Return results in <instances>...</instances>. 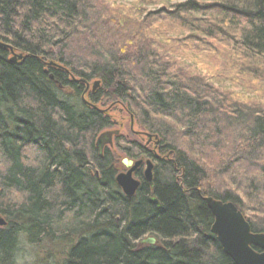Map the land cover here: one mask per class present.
<instances>
[{"label": "trees", "instance_id": "trees-1", "mask_svg": "<svg viewBox=\"0 0 264 264\" xmlns=\"http://www.w3.org/2000/svg\"><path fill=\"white\" fill-rule=\"evenodd\" d=\"M111 1L0 0V40L27 56L0 47V264L44 240L64 242L63 264H235L204 198L264 233V0ZM95 80L89 103L62 94ZM104 98L164 157L131 199L95 150L114 125Z\"/></svg>", "mask_w": 264, "mask_h": 264}, {"label": "water", "instance_id": "water-1", "mask_svg": "<svg viewBox=\"0 0 264 264\" xmlns=\"http://www.w3.org/2000/svg\"><path fill=\"white\" fill-rule=\"evenodd\" d=\"M0 47L11 50L12 55L10 60L18 62L19 64H22L27 57L22 53L16 52L12 46L2 41H0ZM48 64L52 66L56 65L52 61ZM99 85L100 81L95 80L92 84L87 83V88L92 87L93 90H96ZM83 99L86 103H89L84 97ZM119 134L120 130L117 129L105 131L97 137L96 147L102 150L106 142L112 145L114 136ZM147 135L151 137L150 134ZM122 163L125 165V168H128L132 163L134 164L126 172H119L115 178L123 193L128 198H132L141 186L140 181L134 177L133 173L144 161L142 159L136 161L123 159ZM145 164V178L152 188L154 164L150 159L146 160ZM205 200L214 216L211 232L217 236L224 252L235 264H264V233L252 232L246 217L233 202L222 201L213 197H206ZM151 201L160 207V203L156 197H151ZM0 224H5L4 219L0 218ZM155 243L156 239L154 237L143 238L140 241V244L143 245Z\"/></svg>", "mask_w": 264, "mask_h": 264}, {"label": "rangeland", "instance_id": "rangeland-1", "mask_svg": "<svg viewBox=\"0 0 264 264\" xmlns=\"http://www.w3.org/2000/svg\"><path fill=\"white\" fill-rule=\"evenodd\" d=\"M111 1V0H108ZM114 1V0H113ZM166 0H162L159 3H154L153 5H148V8L154 10V9H159L160 7L163 6V3ZM183 0H171L170 3L174 2H180ZM112 2V1H111ZM115 2V1H114ZM113 2V3H114ZM132 2V0H116L115 3H128ZM3 42V41H2ZM5 43V42H4ZM62 94L68 97L69 101L73 104H75L77 107L81 106V98L80 95H78L73 88H64L61 89ZM257 92V90H254ZM102 108L107 109V111L114 116V125L111 127L106 128L107 130H120V134L114 136L113 138V143H117V136L121 139L122 135L124 137L128 138V141L130 139H135L141 144L145 143V141L141 142V138L139 135H136L137 133L143 134V132L152 134L145 130L143 127L137 124L136 118L133 117L134 114L130 115L126 109L122 108L120 111H117L116 107L117 104H113L112 101L105 99L102 100L101 103ZM134 120V121H133ZM133 123H136V127L133 128ZM144 135V134H143ZM153 135V134H152ZM98 136H96L97 139ZM96 141V140H95ZM125 145V144H124ZM122 145V146H124ZM113 148L112 151L117 153V155L112 156L117 157L120 154L123 155V157H126L127 155L120 149H117V145L115 147H110ZM154 148H150V150H153ZM157 153L159 152L158 149H154ZM110 154V152H108ZM143 156H147L146 154H143ZM143 156H135L134 160H140L143 158ZM123 166L120 164V169L118 170L119 172L123 171ZM3 219V218H1ZM0 226H3L0 224ZM147 237H154V235H146L144 238ZM143 239V238H142ZM156 239V238H155ZM139 240L138 242H140ZM64 244L63 241L60 240H55V242H49L47 240H44L41 244L37 245H30L29 243H23L20 245V248L17 253V264H63L64 259H65V247L62 245ZM152 245V244H151Z\"/></svg>", "mask_w": 264, "mask_h": 264}, {"label": "bare ground", "instance_id": "bare-ground-1", "mask_svg": "<svg viewBox=\"0 0 264 264\" xmlns=\"http://www.w3.org/2000/svg\"><path fill=\"white\" fill-rule=\"evenodd\" d=\"M0 41H2V40H0ZM7 44V43H6ZM8 45H10V44H8ZM10 46H12V45H10ZM1 48H5V47H1ZM12 48H13V46H12ZM7 49V48H6ZM10 51V57H9V61L10 62H12V63H15V64H17L18 62H14V61H12V60H10L11 59V50H9ZM264 63V62H263ZM19 64V63H18ZM251 69H254L253 67H251ZM255 71H256V69H254ZM50 78L53 80L54 79V76L52 75V74H50ZM80 83H84V81H83V79H81V78H79V80H78ZM85 84V83H84ZM86 85V84H85ZM98 89V88H97ZM96 89V90H97ZM96 90H93L92 89V87H88L87 88V86H86V89H84L83 90V92L81 91V93H80V98H83L84 97V95L86 94V93H92V92H95ZM117 104V107H116V109H117V111H120V109H122V108H124V109H126V107L124 106V105H122L121 103H119V102H117L116 103ZM101 110L103 111V110H105V111H107V109H105V108H101ZM134 121V120H133ZM136 127V123H133V128H135ZM108 128V127H107ZM106 131V127L104 126V127H102V128H100L99 130H98V133H97V136H100L102 133H104ZM149 134V133H148ZM151 136H153L152 134H150ZM153 137H155V136H153ZM127 141H128V138L127 137H124L123 135H122V137H121V140H120V146L122 145V144H127V145H129V146H131V145H134V143H135V140H133V139H130L129 141H128V143H127ZM96 143V142H95ZM155 143H157L156 144V146L159 144V140H157V138H156V142ZM107 144V145H106ZM106 144L102 147V150L101 149H98L97 147H96V144H95V150H96V152H97V154L99 155V157H101V158H104V157H107V159H108V166L110 165L111 166V168H113V169H111V170H115V172H117V169L119 170L120 169V164H121V166H123V168H124V172H126L128 169H131L133 166H134V164L132 163L128 168H125V165L122 163V161H123V159H128V160H131L132 158L130 157V156H126V157H123V155H119V156H117V157H113L115 154L117 155V153H115L114 151H112V148H110V146H112V147H115V143H112V145H110V144H108V142H106ZM93 149V148H92ZM154 149H156V148H154ZM101 150V151H100ZM108 151L110 152V155H109V153H108ZM112 154H113V156H112ZM115 155V156H116ZM164 159V157H163V154L161 153V152H158L155 156H154V161L156 162V165H157V163H158V161H160V160H163ZM103 160V159H102ZM133 161H134V159H132ZM104 162V164L105 165H107V161H103ZM109 168V167H108ZM106 170H107V167H106ZM96 172H100V168H97L96 169ZM154 172V171H153ZM115 174V173H114ZM119 174V171L117 172V174H116V176ZM154 176H155V172H154ZM154 176H153V186H152V189H154V186H155V184H154ZM116 178V177H115ZM116 180V179H115ZM117 183V182H116ZM141 183V182H140ZM146 183H148L147 181H146ZM149 184V183H148ZM150 185V184H149ZM117 186H118V188H119V185H118V183H117ZM151 187V186H150ZM126 196V195H125ZM206 198V197H205ZM204 198V199H205ZM129 199H131V198H129ZM156 244V243H155Z\"/></svg>", "mask_w": 264, "mask_h": 264}, {"label": "flooded vegetation", "instance_id": "flooded-vegetation-1", "mask_svg": "<svg viewBox=\"0 0 264 264\" xmlns=\"http://www.w3.org/2000/svg\"><path fill=\"white\" fill-rule=\"evenodd\" d=\"M142 133L144 134H140V133H137L136 135H139L140 136V138H141V142L142 141H145V143H143L142 145H143V147L145 148V151L147 150L148 151V149L150 150V148H156V144L157 143H155L156 142V137H153V136H151V137H149V135H147L146 134V132H143L142 131ZM110 147H112V146H110ZM113 149V148H112ZM146 151V155L147 156H143V155H140V156H143V158H141L143 161H144V163H142L135 171H134V173H133V175H134V177L136 178V179H138L140 182H141V185H142V182H146L147 180H146V178H145V174H144V171H145V168H146V164H145V161L146 160H148V159H150L152 162H153V164H154V172H155V168H156V162L154 161V157H153V155H151L152 153H154V155H156L157 154V152L153 149V150H150V152L148 153ZM135 161V160H134ZM124 169V168H123ZM124 171V170H123ZM141 187V186H140ZM140 189V188H139ZM138 189V190H139ZM122 193H123V191H122ZM137 193V192H136ZM125 195V194H124Z\"/></svg>", "mask_w": 264, "mask_h": 264}, {"label": "clouds", "instance_id": "clouds-1", "mask_svg": "<svg viewBox=\"0 0 264 264\" xmlns=\"http://www.w3.org/2000/svg\"><path fill=\"white\" fill-rule=\"evenodd\" d=\"M13 194H14V196L16 197V199H22V196H21L20 193H16V192H14Z\"/></svg>", "mask_w": 264, "mask_h": 264}]
</instances>
